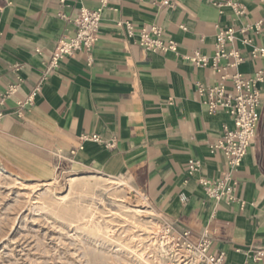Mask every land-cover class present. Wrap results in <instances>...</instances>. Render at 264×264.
Returning <instances> with one entry per match:
<instances>
[{
	"label": "crops",
	"instance_id": "0c3cea01",
	"mask_svg": "<svg viewBox=\"0 0 264 264\" xmlns=\"http://www.w3.org/2000/svg\"><path fill=\"white\" fill-rule=\"evenodd\" d=\"M104 1L102 7V0H0V159L39 179L52 175L44 183L56 178L59 160L76 173L128 176L162 221L182 225L195 238L207 230L222 264H264V256L251 259L264 251V83L257 85L259 124L234 173L238 201L232 204L206 197L199 184L227 172L223 152L210 147L231 120L222 111L208 113L197 93V84L231 90L235 74L250 77L264 66L250 58L253 48H264V28L243 31L264 18L262 1L234 0L245 7L243 16L216 7L220 0H171L169 7L163 0ZM101 7L92 50L76 52L45 75L57 41L75 36L76 27L60 16ZM119 21L137 30L157 26L162 40L176 42L186 56L212 57L217 32L232 30L224 49L241 62L221 58L217 71L146 51L126 38ZM14 84L16 92L6 97ZM32 93V103L20 110ZM190 160L200 162L197 172L189 173Z\"/></svg>",
	"mask_w": 264,
	"mask_h": 264
},
{
	"label": "rangeland",
	"instance_id": "374dc122",
	"mask_svg": "<svg viewBox=\"0 0 264 264\" xmlns=\"http://www.w3.org/2000/svg\"><path fill=\"white\" fill-rule=\"evenodd\" d=\"M67 165L57 161L53 175L58 181L46 184L52 175L39 179L0 159V264L198 263L190 257L181 260L162 239L161 214L132 178L122 177L132 187L126 189L133 191L130 200L107 178L76 173Z\"/></svg>",
	"mask_w": 264,
	"mask_h": 264
},
{
	"label": "built area",
	"instance_id": "2783aa9c",
	"mask_svg": "<svg viewBox=\"0 0 264 264\" xmlns=\"http://www.w3.org/2000/svg\"><path fill=\"white\" fill-rule=\"evenodd\" d=\"M66 0H59L63 4ZM264 5V0H261ZM171 0H163L162 6L169 7ZM105 1L102 0V7ZM218 8H230L237 16L246 13L245 7L234 0H220L215 4ZM102 7L97 10H87L81 8L77 14L69 19L60 16L62 19L70 21L75 27V36L63 38L57 41L56 48L50 56V60L45 67V75L51 73L59 67L60 63L67 57L73 56L80 50L90 52L98 41L97 34L101 24ZM116 26L122 29L129 40H134L135 44L149 52L173 53L181 59L188 61L196 67L210 66L220 71L219 59L234 57L235 64L241 62V58L234 51L226 52L225 41L234 38L232 30L218 31L215 36V51L212 57H206L195 51L191 56L181 55L176 42L172 40L164 41L161 38V29L154 25H149L137 30L130 22L119 21ZM264 28V18L257 24L245 28L243 31L252 30L260 32ZM182 29H184L182 27ZM245 44L248 40H243ZM261 58L264 64V48H253L250 58ZM18 67L16 66L15 69ZM225 77H222L224 79ZM233 87L227 90L222 85L205 87L197 84V93L202 99V104L207 112L212 114L218 111L226 113L230 120V126H224L220 140L210 147L211 153L221 150L226 158L228 170L220 180H209L200 178L199 184L206 197L217 202L224 201L232 204L238 201L237 180L234 173L237 171L243 158L246 156L252 139L255 137L259 124V113L261 107L260 93L257 85L264 83V66L250 77H244L237 73L232 77ZM18 88L17 84L10 85L5 93L8 97L13 95ZM34 94L28 96L24 102H19L18 108L21 110L25 105L32 103ZM98 141L97 136L90 138ZM201 167L198 160H190L189 173L197 172ZM162 238L168 242L171 250L177 253L181 260L190 257L192 260L196 255L200 257L198 263L201 264H222L221 256L215 257L212 251V241L207 230H204L196 238L192 232L178 223L162 222ZM264 256L263 250H257L252 256L253 261H257ZM186 261V260H185ZM197 263V264H198Z\"/></svg>",
	"mask_w": 264,
	"mask_h": 264
},
{
	"label": "bare ground",
	"instance_id": "6f19581e",
	"mask_svg": "<svg viewBox=\"0 0 264 264\" xmlns=\"http://www.w3.org/2000/svg\"><path fill=\"white\" fill-rule=\"evenodd\" d=\"M78 177V176H77ZM83 177V176H82ZM93 177V176H92ZM71 178V177H70ZM73 178H75L74 176H73ZM79 178H81V177H79ZM71 180H73V179H71ZM104 180H107V181H109V182H111L112 184H113V187H115L114 189H116V190H121V191H124V192H127V195L129 196L128 197V199H130V200H132L133 198H132V196H131V194L133 193V191L131 190V191H128V190H126L127 189V185H126V183L124 182V181H122V180H114V179H112V178H107V179H104ZM58 181V179L57 178H54L50 183H53V182H57ZM79 181V180H78ZM81 181H83L82 179H81ZM91 181V180H90ZM69 182V181H68ZM73 182H76L75 180H73ZM47 184V183H46ZM91 184H93V182L91 183ZM111 184V185H112ZM69 185V184H68ZM102 185V184H101ZM71 186H72V182H71ZM70 186V187H71ZM74 186H75V184H74ZM69 187V186H68ZM96 187V186H95ZM80 188V187H79ZM93 188V187H92ZM76 189V188H75ZM95 189V188H94ZM113 189V188H112ZM104 190V189H103ZM54 191V190H53ZM74 191V190H73ZM105 191V190H104ZM109 191V190H108ZM113 191H115V190H112V193H113ZM69 192V191H68ZM102 192V191H101ZM116 192V191H115ZM118 192V191H117ZM67 193V192H66ZM91 193V192H90ZM119 193V192H118ZM49 194H51V192L49 193ZM72 194V193H71ZM109 194V193H108ZM116 194V193H115ZM68 195H70L69 193H68ZM51 196V195H50ZM78 196V195H77ZM59 197H60V195H59ZM138 196H136L135 195V199L137 198ZM78 198V197H77ZM63 199H65V198H63ZM67 199V198H66ZM51 200V199H50ZM83 200V199H82ZM65 201V200H64ZM63 202V201H62ZM66 202H68V201H66ZM52 203V202H51ZM56 203V202H55ZM59 203V202H58ZM74 203V202H73ZM49 204V203H48ZM54 204V203H53ZM78 204V203H77ZM49 205H51V204H49ZM63 205H64V202H63ZM66 205H67V203H66ZM92 205V204H91ZM54 207H55V205H53ZM60 206H61V204H60ZM69 206V205H68ZM85 206V205H84ZM83 206V207H84ZM87 206V205H86ZM71 207H73L72 205H71ZM94 207V206H93ZM120 207V206H119ZM122 207V206H121ZM131 207V206H130ZM60 208V207H59ZM62 208V207H61ZM67 208V207H66ZM65 208V209H66ZM79 208V207H78ZM81 208V207H80ZM123 208V207H122ZM69 209H70V207H69ZM86 208H84V210H85ZM128 209V208H127ZM72 210V209H71ZM83 210V211H84ZM141 210V209H140ZM58 211V210H57ZM59 211H60V209H59ZM65 211V210H64ZM124 211H127V210H125L124 209ZM133 211V210H132ZM62 211H60V213H61ZM66 212V211H65ZM64 212V213H65ZM139 212V211H138ZM144 212H146V211H144ZM148 213V212H147ZM149 213H150V211H149ZM66 214V213H65ZM84 215H85V213H84ZM127 215H129V214H127ZM75 217H76V213H75ZM74 217V218H75ZM127 217V216H126ZM77 218V217H76ZM81 218V217H80ZM104 218V217H103ZM102 218V219H103ZM90 219V218H89ZM129 219V218H128ZM127 219V220H128ZM132 219V218H131ZM132 221V220H131ZM136 221V220H135ZM89 225V224H88ZM140 225H142L141 223H140ZM156 226H158L157 224H156ZM141 227V226H140ZM90 228H92V227H90ZM148 228V227H147ZM96 229V228H95ZM95 229H94V231H95ZM109 229V228H108ZM155 229V228H154ZM93 231V232H94ZM98 231V230H97ZM100 231H101V228H100ZM108 231V230H107ZM148 231H150V230H148ZM99 232V231H98ZM110 232V231H109ZM146 237V236H145ZM147 238V237H146ZM163 239V238H162ZM164 240V239H163ZM138 241V240H137ZM165 241V240H164ZM163 241V242H164ZM154 242V241H153ZM138 243V242H137ZM149 244V243H148ZM152 244V243H151ZM163 244L164 243H161L160 244V247L161 248H163ZM146 245V244H145ZM159 245V244H158ZM149 246H150V244H149ZM146 247V246H145ZM159 247V249H161ZM152 248H153V246H152ZM167 248V247H166ZM142 249V248H141ZM147 249V248H146ZM157 249V248H156ZM162 250V249H161ZM164 250V249H163ZM162 250V251H163ZM169 251H171V250H169ZM144 252H146V251H144ZM144 252H141V253H143L144 254ZM165 252V251H164ZM136 253V252H135ZM161 253V252H160ZM138 254V253H137ZM159 254V253H158ZM141 256V255H140ZM144 256V255H143ZM152 256H153V254H152ZM138 257V256H137ZM153 258V257H152ZM170 258V257H169ZM168 258V259H169ZM195 259H196V261H200V257L199 256H195L194 257ZM150 259V258H149ZM173 259V258H172ZM139 260H140V258H139ZM146 260V259H145ZM154 260V259H153ZM174 260V259H173ZM151 261H152V259H151ZM159 262V261H158ZM145 263V262H144ZM152 263V262H151ZM162 263V262H161ZM148 264V263H147ZM191 264H192V262H191Z\"/></svg>",
	"mask_w": 264,
	"mask_h": 264
}]
</instances>
